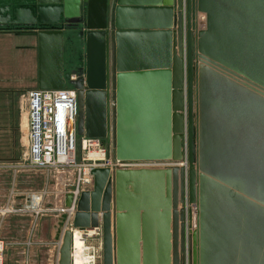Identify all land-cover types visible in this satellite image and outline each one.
I'll use <instances>...</instances> for the list:
<instances>
[{
    "label": "water",
    "instance_id": "95a60500",
    "mask_svg": "<svg viewBox=\"0 0 264 264\" xmlns=\"http://www.w3.org/2000/svg\"><path fill=\"white\" fill-rule=\"evenodd\" d=\"M9 26L35 40L36 89L76 90L78 136L167 163L91 171L72 225H101L102 264H184L185 177L191 264H264V0H0ZM65 219L47 264H70Z\"/></svg>",
    "mask_w": 264,
    "mask_h": 264
},
{
    "label": "built area",
    "instance_id": "2783aa9c",
    "mask_svg": "<svg viewBox=\"0 0 264 264\" xmlns=\"http://www.w3.org/2000/svg\"><path fill=\"white\" fill-rule=\"evenodd\" d=\"M181 9L184 15L185 0H181ZM198 22L203 21L204 16L199 14ZM22 113L23 133L21 136L22 153L15 163L18 172L22 171H55L59 173L73 172L74 178L71 183L56 184L51 188L54 195L53 212L56 216L65 214L66 219L63 231L70 234V264L74 232L86 246L91 256L90 264H95L98 257V247L88 240L100 237L101 227L75 228L72 225V218L76 212L77 201L82 192L92 188L93 178L91 171L94 169L114 168H162L166 162H140L137 164L122 163L109 154L108 148L101 139L78 136L76 123L78 116L77 94L72 87L62 90H39L32 89L25 91L19 98ZM24 126V127H23ZM174 165L187 169V161L184 159ZM12 184L11 194L14 192ZM30 191V190H29ZM47 189L42 192L32 193L21 192L19 197L24 200L22 209L15 212H23L35 218L41 216L44 211V196ZM71 196L69 207H65L66 196ZM60 197V198H59ZM9 202V201H8ZM0 205V216L12 212L8 205ZM12 204V202H10ZM183 211V260L184 264H191L192 255V234L196 228V207L188 200L187 180L184 179L183 203L179 205ZM100 243V242H99ZM60 242L56 244L59 248ZM5 244L0 239V264H4ZM58 255V250L56 251Z\"/></svg>",
    "mask_w": 264,
    "mask_h": 264
},
{
    "label": "rangeland",
    "instance_id": "374dc122",
    "mask_svg": "<svg viewBox=\"0 0 264 264\" xmlns=\"http://www.w3.org/2000/svg\"><path fill=\"white\" fill-rule=\"evenodd\" d=\"M69 56H70V46L68 45V42H65L64 44L65 68L69 66V60H68ZM22 94L23 93H21L18 96V100ZM15 110L17 112L16 113L17 117L15 120L16 127L18 129L19 134L22 136L23 133L22 129H24L22 128V125L24 121L21 115L24 111V108H22L21 110L18 104ZM4 124L5 125L2 130H6L7 132L10 129L9 128L10 122L7 121ZM20 142H21V137H20ZM103 142L108 148L109 154L113 156L114 149L111 150L108 143H106L104 140ZM110 143L112 142L110 141ZM20 173L22 175L20 179L23 178V181H27V182L30 181L31 183L29 185H25L23 182H20V179H18L17 183L15 182V184H13L14 187L13 194H11L12 181L10 182L8 181L7 183L4 182L0 183V189H1L0 193H2L3 196L6 195V201L3 204L5 205L9 201L8 205L13 209L12 212L9 211L7 213H4L3 216H0V239L3 240L5 244L4 264H18L17 262H22V261L26 262L25 264H27L26 261L28 256L27 247L31 245L34 247L42 246L41 254L44 256L42 258H46L45 261L49 259L48 246L51 244L49 233L52 222L55 219V217H57L55 215L56 213L52 211L53 206L51 205V203L54 202L53 201L54 195L50 193L51 192L50 190L58 183L61 184H65L68 182L71 183L74 178L73 172L59 173L55 171H45V170L32 172V171L24 170ZM5 179L7 180L8 178L6 177ZM44 189H47V194H45L43 198L44 211L42 212L40 217L35 218L27 213L15 212V210L17 209L21 210L23 207V205L18 203V200L16 199L17 196L21 194V192L26 193V191H28L32 193H38V192H42ZM10 202H12V204ZM22 202L24 201H21V203ZM99 226L101 227V225ZM88 243L89 244L94 243L98 247L97 249L98 257L96 259L95 264H102V233L100 234V237L88 240ZM57 258L58 255H56V260Z\"/></svg>",
    "mask_w": 264,
    "mask_h": 264
},
{
    "label": "crops",
    "instance_id": "0c3cea01",
    "mask_svg": "<svg viewBox=\"0 0 264 264\" xmlns=\"http://www.w3.org/2000/svg\"><path fill=\"white\" fill-rule=\"evenodd\" d=\"M36 73L37 54L34 38L0 33V183L12 181V185L22 177L14 166L22 153L17 148V141L18 139L20 141L21 135L16 128L17 112L15 108L19 104L18 96L21 93L36 89ZM7 121L10 122V129L6 132L2 129ZM111 142L108 145L113 150L112 138ZM6 177L10 179L6 180ZM20 182L25 185L31 183L30 181H23V178L20 179ZM16 199L20 204L23 203L21 201H24L19 196ZM5 201L6 195L3 196L0 193V205H3ZM54 202L56 203L57 200ZM54 202L52 204H55ZM41 250L42 246L34 247L31 245L27 247V264H47L48 259L45 261L46 258H42L44 256L41 254ZM17 263L25 264L26 262Z\"/></svg>",
    "mask_w": 264,
    "mask_h": 264
},
{
    "label": "bare ground",
    "instance_id": "6f19581e",
    "mask_svg": "<svg viewBox=\"0 0 264 264\" xmlns=\"http://www.w3.org/2000/svg\"><path fill=\"white\" fill-rule=\"evenodd\" d=\"M72 239L71 264H90L91 256L77 231L74 232Z\"/></svg>",
    "mask_w": 264,
    "mask_h": 264
},
{
    "label": "flooded vegetation",
    "instance_id": "af4514ba",
    "mask_svg": "<svg viewBox=\"0 0 264 264\" xmlns=\"http://www.w3.org/2000/svg\"><path fill=\"white\" fill-rule=\"evenodd\" d=\"M13 28L12 27H3V28H0V33H3V34H12V33H7V32H12ZM8 30V31H7ZM64 38H65V41H64V44L65 42H68V45L70 46V56H69V59L70 60L71 58H73V62L75 61V63H77V47L75 45V39H74V36H69V35H64ZM75 58V59H74ZM81 74L78 73L77 71V75H76V78L80 77Z\"/></svg>",
    "mask_w": 264,
    "mask_h": 264
},
{
    "label": "trees",
    "instance_id": "16d2710c",
    "mask_svg": "<svg viewBox=\"0 0 264 264\" xmlns=\"http://www.w3.org/2000/svg\"><path fill=\"white\" fill-rule=\"evenodd\" d=\"M17 128V127H16ZM17 148H18V150L20 149V153H21V151H22V147H21V142L20 141H17Z\"/></svg>",
    "mask_w": 264,
    "mask_h": 264
}]
</instances>
